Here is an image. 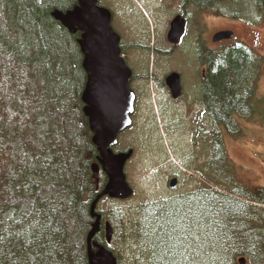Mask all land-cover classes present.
Listing matches in <instances>:
<instances>
[{
	"label": "trees",
	"instance_id": "16d2710c",
	"mask_svg": "<svg viewBox=\"0 0 264 264\" xmlns=\"http://www.w3.org/2000/svg\"><path fill=\"white\" fill-rule=\"evenodd\" d=\"M76 5L77 0H0V56L21 65V75L31 68L25 92L34 100L28 106L24 93L11 98L12 107L28 114L31 137L19 132L0 169V264H89L90 204L106 177L96 182L90 168L99 152L80 102L86 81L76 44L80 32L53 15ZM180 8L186 22L204 10L252 25L264 20V0H180ZM119 47L123 53V43ZM194 52L204 69L202 118L193 117L190 128L188 167L198 174L195 186L166 199L140 200L118 211L122 219L115 223L101 211L100 222L110 221L112 237L107 243L99 229L91 248H106L117 264H240L241 257L244 264H264V186L243 181L224 144L225 135L240 134V120L264 124L258 95L264 53L241 40L208 46L200 35ZM67 112L77 115L75 123ZM5 120L0 119V148L11 136ZM140 136L135 132L132 141L121 142L120 135L116 150L135 145Z\"/></svg>",
	"mask_w": 264,
	"mask_h": 264
},
{
	"label": "rangeland",
	"instance_id": "374dc122",
	"mask_svg": "<svg viewBox=\"0 0 264 264\" xmlns=\"http://www.w3.org/2000/svg\"><path fill=\"white\" fill-rule=\"evenodd\" d=\"M99 3L111 11V25L119 34L120 43H123L121 55L133 66L132 87L136 93V115L133 119L137 121V128L122 134L121 142L131 139L138 131L143 138V141L135 142L136 151L125 167L133 194L125 200L103 198L97 204V210L108 212L115 223L122 219H118V211L130 210L140 200L166 199L190 191L195 186L198 174L188 165L193 163L192 118L197 116L194 111H199L200 117L203 112L198 87L203 65L199 64L194 52L197 35L208 46L216 47L219 42L212 41V34L228 29L233 32V37L227 42L241 40L264 53V20L252 25L204 10L194 16L196 19L190 18L186 22L184 35L178 44L173 45L168 42L166 34L170 20L180 13V0H99ZM118 30L123 32L124 41ZM139 41L142 43L136 44ZM21 69V65L7 56H0V119L7 118L4 130L11 133L0 148V169L6 167L10 146L15 144L19 132H25L27 138L31 137L28 114L23 116L11 105V98H19L23 93L26 105H30V100L34 101L33 94L29 90L25 92V87L28 89L30 86L32 70L25 66V73L21 75ZM172 70L180 74L183 86L182 95L177 100L170 97L164 84L165 75ZM11 91L14 92L12 96ZM258 95L264 100V72L258 81ZM186 100L189 103L194 101L192 108L187 107ZM28 106L26 110L30 109ZM38 111L31 113L35 115ZM66 114H70L68 121L75 123L77 115L73 112ZM239 124L240 134L224 136L227 153L242 168L241 176L245 183L264 186V124L257 119H242ZM52 138L54 141L55 138ZM56 143L60 145L62 139L57 138ZM173 173H178L179 177L171 186L169 181Z\"/></svg>",
	"mask_w": 264,
	"mask_h": 264
},
{
	"label": "water",
	"instance_id": "95a60500",
	"mask_svg": "<svg viewBox=\"0 0 264 264\" xmlns=\"http://www.w3.org/2000/svg\"><path fill=\"white\" fill-rule=\"evenodd\" d=\"M53 15L67 29L80 31L78 44L82 53V68L86 74L80 97L82 111L88 120L92 142L99 151L97 161L92 162L90 167L96 181L100 169L107 179L90 204V215L94 217V221L86 236L88 262L117 264L112 253L104 247L93 252L91 240L100 225L101 214L96 209L98 201L104 196L123 199L132 193L124 172V165L131 151L112 150L117 143L118 134L131 124L135 100V93L130 87L132 71L120 53V36L111 25V12L99 5L98 0H77V5L72 9L65 12L56 10ZM185 23V18L180 14L172 17L166 34L168 42H179ZM231 36V31L221 30L215 32L212 39L219 41ZM164 80L171 96L176 99L181 92L180 74L171 71ZM174 181L172 179L170 185ZM111 234L112 229L107 222V242L110 241ZM239 262L244 264V258H240Z\"/></svg>",
	"mask_w": 264,
	"mask_h": 264
},
{
	"label": "flooded vegetation",
	"instance_id": "af4514ba",
	"mask_svg": "<svg viewBox=\"0 0 264 264\" xmlns=\"http://www.w3.org/2000/svg\"><path fill=\"white\" fill-rule=\"evenodd\" d=\"M200 74L204 75V69L203 68L200 70ZM200 83H201L200 80H198L199 94H200ZM164 84H165V82H164ZM165 87H166V85H165ZM166 89H167V87H166ZM181 90H182V88H181ZM185 102H186L187 107H189V106H190V108L193 107L194 101L189 103V100H186ZM194 113L199 116L200 112L199 111H194ZM172 176L175 177L177 179V181H178V177H179L178 173H173L172 175H170V177L172 178ZM169 183H170V181H169ZM104 223H106V222H105V220L103 218V220L100 222V231L102 232V235L105 237V224Z\"/></svg>",
	"mask_w": 264,
	"mask_h": 264
},
{
	"label": "bare ground",
	"instance_id": "6f19581e",
	"mask_svg": "<svg viewBox=\"0 0 264 264\" xmlns=\"http://www.w3.org/2000/svg\"><path fill=\"white\" fill-rule=\"evenodd\" d=\"M101 220V219H100Z\"/></svg>",
	"mask_w": 264,
	"mask_h": 264
}]
</instances>
